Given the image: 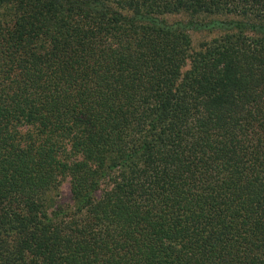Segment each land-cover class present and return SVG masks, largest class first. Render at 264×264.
Segmentation results:
<instances>
[{"label": "trees", "instance_id": "trees-1", "mask_svg": "<svg viewBox=\"0 0 264 264\" xmlns=\"http://www.w3.org/2000/svg\"><path fill=\"white\" fill-rule=\"evenodd\" d=\"M0 264H264V0H0Z\"/></svg>", "mask_w": 264, "mask_h": 264}, {"label": "rangeland", "instance_id": "rangeland-1", "mask_svg": "<svg viewBox=\"0 0 264 264\" xmlns=\"http://www.w3.org/2000/svg\"><path fill=\"white\" fill-rule=\"evenodd\" d=\"M166 16V15H165ZM180 14L177 15H170L166 16L165 19H172L174 17H178ZM190 42H191V47L193 50H196L202 46L205 42L209 41L213 37L217 36L219 33H221L218 30L212 29V30H197V29H189L187 31ZM58 198H57V204L62 205V204H68L70 203V192H69V185L67 178H64L59 187H58Z\"/></svg>", "mask_w": 264, "mask_h": 264}]
</instances>
